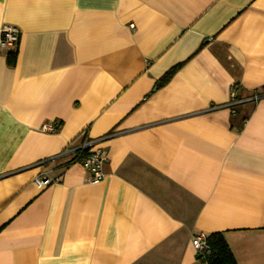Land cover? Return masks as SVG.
Listing matches in <instances>:
<instances>
[{
  "label": "crops",
  "instance_id": "obj_1",
  "mask_svg": "<svg viewBox=\"0 0 264 264\" xmlns=\"http://www.w3.org/2000/svg\"><path fill=\"white\" fill-rule=\"evenodd\" d=\"M85 130L97 183L56 157ZM200 232L264 264V0H0V264H205Z\"/></svg>",
  "mask_w": 264,
  "mask_h": 264
},
{
  "label": "built area",
  "instance_id": "obj_2",
  "mask_svg": "<svg viewBox=\"0 0 264 264\" xmlns=\"http://www.w3.org/2000/svg\"><path fill=\"white\" fill-rule=\"evenodd\" d=\"M131 27L134 26L131 25ZM19 34L20 31L17 27L4 26V28L2 29V37H1L2 46L15 47L19 41ZM236 103H239V101L235 99V92H233V99L230 105H234ZM43 130L47 132H56L57 127L55 125L46 124L43 126ZM81 136L84 137V140L82 141L81 145H79L78 148H80L81 150L88 149L89 152L87 155H85L82 158L80 163L89 172L88 180L91 183H97L101 181L104 176L102 168L104 162L106 161L105 154L102 148L99 146V142L101 141L102 138L101 139L92 138L88 135V132L86 130L82 132ZM75 151H76L75 148L68 146L64 149L63 152L58 154L56 157L62 158V157L70 156L72 154L74 155ZM47 161L49 160L41 161L38 164H36V166L43 167ZM58 180L59 178L49 176L48 171H43L34 178V183L39 188H43L52 185ZM192 244L196 250V254L198 258L200 256L205 257L210 253V246L208 244V235H206L204 232L197 233L195 236H193Z\"/></svg>",
  "mask_w": 264,
  "mask_h": 264
},
{
  "label": "trees",
  "instance_id": "obj_3",
  "mask_svg": "<svg viewBox=\"0 0 264 264\" xmlns=\"http://www.w3.org/2000/svg\"><path fill=\"white\" fill-rule=\"evenodd\" d=\"M17 50L8 52V64L14 66L17 60ZM182 63H178L169 68L165 74L157 81L156 87H161L168 83L171 78L180 69ZM84 140V137H82ZM79 147V146H78ZM77 147V148H78ZM73 148V147H72ZM75 148L76 151L70 159L69 163L81 162L82 158L88 154V149L81 150ZM208 244L210 246V253L205 257H199L205 264H238L233 252L228 245L224 235L221 232H213L208 236Z\"/></svg>",
  "mask_w": 264,
  "mask_h": 264
}]
</instances>
